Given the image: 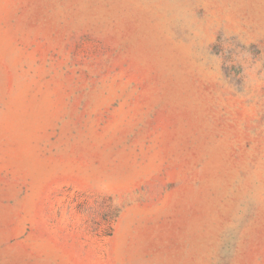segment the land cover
<instances>
[{"label": "rangeland", "instance_id": "374dc122", "mask_svg": "<svg viewBox=\"0 0 264 264\" xmlns=\"http://www.w3.org/2000/svg\"><path fill=\"white\" fill-rule=\"evenodd\" d=\"M0 264H264V0H0Z\"/></svg>", "mask_w": 264, "mask_h": 264}]
</instances>
